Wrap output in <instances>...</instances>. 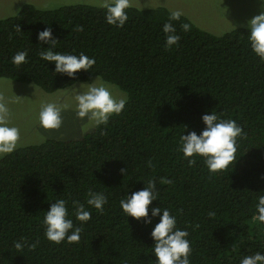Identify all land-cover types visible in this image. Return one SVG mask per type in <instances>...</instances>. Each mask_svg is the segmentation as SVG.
Returning <instances> with one entry per match:
<instances>
[{"label":"trees","instance_id":"obj_1","mask_svg":"<svg viewBox=\"0 0 264 264\" xmlns=\"http://www.w3.org/2000/svg\"><path fill=\"white\" fill-rule=\"evenodd\" d=\"M126 11L122 28L107 24L103 5L85 3L52 9L26 3L0 18V77L54 92L97 76L128 96L107 125L79 138L28 143L0 157V264H154L150 233L158 218L145 225L120 207L128 192L149 180L158 190L150 208H167L177 227L188 231L191 264H240L244 256L264 253V223L255 208L264 195V61L251 49L248 27L215 35L182 15L172 22L181 39L167 49L162 29L172 10ZM184 23L190 30L181 28ZM49 26L59 40L54 51L95 58L89 72L73 79L41 59L47 45L37 34ZM24 50L27 62L15 65L12 57ZM212 111L244 131L237 160L216 173L199 156L189 165L180 151L181 135L199 134L202 115ZM89 191L107 196L103 212L87 205ZM58 198L82 228L78 243L45 238L43 219ZM77 202L91 212L85 224L75 218ZM22 240L27 244L18 251L14 242Z\"/></svg>","mask_w":264,"mask_h":264},{"label":"clouds","instance_id":"obj_2","mask_svg":"<svg viewBox=\"0 0 264 264\" xmlns=\"http://www.w3.org/2000/svg\"><path fill=\"white\" fill-rule=\"evenodd\" d=\"M260 13L248 21V40L254 54L264 61V0H258ZM106 8L105 20L107 24L122 28L128 20L127 9L131 7L130 0H110L103 5ZM183 12L180 10L171 11L168 22L163 25L165 34V47L171 49L178 45L181 37L177 34L173 21H179ZM181 28L186 32L190 30V25L184 23ZM37 39L41 45H47L41 51V59L52 62L55 65L54 73L66 74L75 79L81 70L89 72L96 63L94 57H89L84 53L79 55L64 54L54 51L59 40L53 36L51 26L46 27L37 34ZM28 52L18 51L13 57L15 65L27 62ZM97 79V77H96ZM87 83V90L81 91L86 83H80L79 87L74 82L71 92L77 102V116L81 119L87 117L94 121V125L99 127L107 125L110 117L119 115L128 101L126 93L116 95L113 86L106 81ZM62 108L55 103L42 105L39 112V122L44 129H59L63 123L61 117ZM204 129L197 134L191 131L187 135L180 137V151L189 165L194 164V156L202 157L207 169L216 173L225 170L237 160L238 150L237 138L244 135L243 128L236 120L231 118L223 119L212 111L210 114H203L201 117ZM8 108L4 103H0V155L10 154L16 150L20 139V130L8 124ZM186 127V126H185ZM126 169H120L122 175ZM171 183V181H168ZM87 205L98 212L104 211V206L108 204V198L103 192L89 191ZM158 200V190L156 182L149 180L145 187L138 191L127 193L120 201V207L127 217L141 220L145 225H152L153 220L158 218V222L152 227L150 236L154 241L152 253L156 257L154 264H191L192 248L189 233L186 229L177 227V218L171 214L167 208L151 207L154 201ZM68 202L63 198H58L50 203L49 209L43 219L45 226V238L52 243L61 244L64 241L78 243L81 237L82 228L74 226L73 220L69 216ZM256 219L264 223V195L257 197L255 204ZM151 213V214H149ZM75 218L81 224L87 223L91 219V212L86 210L83 204H75ZM27 241L14 242V247L22 250ZM30 247H36L35 244ZM240 264H264V253L256 252L250 256H244Z\"/></svg>","mask_w":264,"mask_h":264},{"label":"rangeland","instance_id":"obj_3","mask_svg":"<svg viewBox=\"0 0 264 264\" xmlns=\"http://www.w3.org/2000/svg\"><path fill=\"white\" fill-rule=\"evenodd\" d=\"M110 0H0V18L17 14L30 3L39 9H52L65 4L85 3L101 6ZM131 6L153 8L164 6L180 10L195 25L215 35H222L234 28L247 27L248 21L261 11L258 0H130ZM97 76L88 81L81 91L87 90ZM102 79L97 77L98 84ZM103 81V80H102ZM111 84V83H109ZM114 93H125L111 84ZM72 85L54 92H45L33 83L0 77V103L8 108V124L20 130L18 146L41 142L46 138L61 140L79 138L95 129L94 121L77 116V102L71 92ZM55 103L62 108V125L59 129H44L39 122L42 105ZM3 155H0L2 157Z\"/></svg>","mask_w":264,"mask_h":264}]
</instances>
